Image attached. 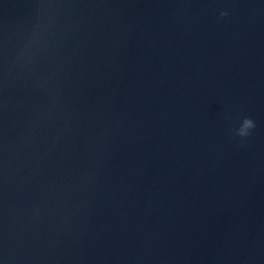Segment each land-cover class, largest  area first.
<instances>
[{
	"label": "water",
	"instance_id": "95a60500",
	"mask_svg": "<svg viewBox=\"0 0 264 264\" xmlns=\"http://www.w3.org/2000/svg\"><path fill=\"white\" fill-rule=\"evenodd\" d=\"M0 264H264V0H0Z\"/></svg>",
	"mask_w": 264,
	"mask_h": 264
},
{
	"label": "clouds",
	"instance_id": "9594fccd",
	"mask_svg": "<svg viewBox=\"0 0 264 264\" xmlns=\"http://www.w3.org/2000/svg\"><path fill=\"white\" fill-rule=\"evenodd\" d=\"M228 15L227 11H222L220 13V17H226ZM256 127L255 121L250 117H244L239 124L238 128L234 129L235 136H238L241 139V143H243L244 138H247L251 135L252 130Z\"/></svg>",
	"mask_w": 264,
	"mask_h": 264
}]
</instances>
